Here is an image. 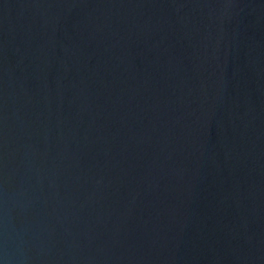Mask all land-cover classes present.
<instances>
[{
	"label": "water",
	"instance_id": "water-1",
	"mask_svg": "<svg viewBox=\"0 0 264 264\" xmlns=\"http://www.w3.org/2000/svg\"><path fill=\"white\" fill-rule=\"evenodd\" d=\"M0 264H264V0H0Z\"/></svg>",
	"mask_w": 264,
	"mask_h": 264
}]
</instances>
